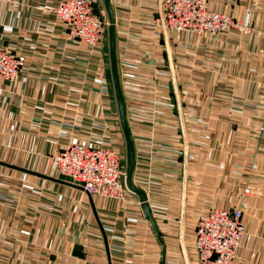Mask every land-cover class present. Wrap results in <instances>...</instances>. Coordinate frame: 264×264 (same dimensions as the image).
I'll list each match as a JSON object with an SVG mask.
<instances>
[{"label":"crops","instance_id":"1","mask_svg":"<svg viewBox=\"0 0 264 264\" xmlns=\"http://www.w3.org/2000/svg\"><path fill=\"white\" fill-rule=\"evenodd\" d=\"M159 1L109 0L132 183L153 227L135 194L88 195L49 165L77 143L118 152L125 171L108 41L67 40L59 0H0V48L24 58L0 80V264H198V217L245 189L234 264H264V0H208L251 29L213 36L160 32Z\"/></svg>","mask_w":264,"mask_h":264},{"label":"built area","instance_id":"2","mask_svg":"<svg viewBox=\"0 0 264 264\" xmlns=\"http://www.w3.org/2000/svg\"><path fill=\"white\" fill-rule=\"evenodd\" d=\"M208 0H160L155 26L160 32H185L213 36L229 30L251 31L231 16L210 10ZM54 14L66 25V38L89 46L105 44L107 22L89 0H59ZM106 41V42H105ZM24 58L0 48V80L13 81ZM260 132L264 128L259 129ZM118 152L77 143H67L49 156L50 168L88 195L124 201L125 171ZM245 189L232 209H210L198 217L195 249L198 264H234L244 233L242 210L249 195Z\"/></svg>","mask_w":264,"mask_h":264},{"label":"water","instance_id":"3","mask_svg":"<svg viewBox=\"0 0 264 264\" xmlns=\"http://www.w3.org/2000/svg\"><path fill=\"white\" fill-rule=\"evenodd\" d=\"M103 4L107 14V21H108V50H109V58H110L111 76H112L114 94L116 99L118 115H119V121L125 142L124 184L129 192L135 194L138 197L145 217L151 222V225L153 226L149 214V210L146 205L145 195L142 191L135 188L132 183V174L135 167V150L127 123L124 96L121 90L119 72L117 68L114 16L109 0H103Z\"/></svg>","mask_w":264,"mask_h":264},{"label":"rangeland","instance_id":"4","mask_svg":"<svg viewBox=\"0 0 264 264\" xmlns=\"http://www.w3.org/2000/svg\"><path fill=\"white\" fill-rule=\"evenodd\" d=\"M66 39H67V38H66ZM67 40H68V39H67ZM76 41H77V40H76ZM105 42H106V41H105ZM106 43H107V42H106ZM106 43H105V44H106ZM18 75H19V74H18ZM2 81H5V82H13L14 80H13V81L2 80ZM249 192H250V191H249ZM249 195H250V193H249ZM249 195H248V197H249ZM95 196H100V195H95ZM248 197H247V198H248ZM244 202H245V205H246V201H244Z\"/></svg>","mask_w":264,"mask_h":264},{"label":"bare ground","instance_id":"5","mask_svg":"<svg viewBox=\"0 0 264 264\" xmlns=\"http://www.w3.org/2000/svg\"><path fill=\"white\" fill-rule=\"evenodd\" d=\"M106 41H108V23H107V28H106Z\"/></svg>","mask_w":264,"mask_h":264}]
</instances>
